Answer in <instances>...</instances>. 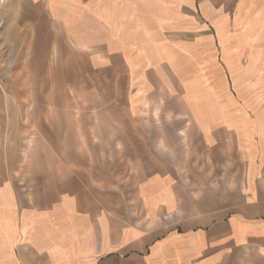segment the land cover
<instances>
[{
    "label": "crops",
    "instance_id": "crops-1",
    "mask_svg": "<svg viewBox=\"0 0 264 264\" xmlns=\"http://www.w3.org/2000/svg\"><path fill=\"white\" fill-rule=\"evenodd\" d=\"M0 1V264H264V0Z\"/></svg>",
    "mask_w": 264,
    "mask_h": 264
},
{
    "label": "rangeland",
    "instance_id": "rangeland-1",
    "mask_svg": "<svg viewBox=\"0 0 264 264\" xmlns=\"http://www.w3.org/2000/svg\"><path fill=\"white\" fill-rule=\"evenodd\" d=\"M5 5H6V2H4V1L1 2L0 1V9L5 8ZM11 20L12 19H9V18H0V39L4 37V35H2L1 32H4L5 31V27H8L11 24ZM3 53H5V51H3ZM3 60H4V56H3ZM4 62L5 61H3V63ZM18 102H19V105L20 104H24L25 99L19 98Z\"/></svg>",
    "mask_w": 264,
    "mask_h": 264
}]
</instances>
